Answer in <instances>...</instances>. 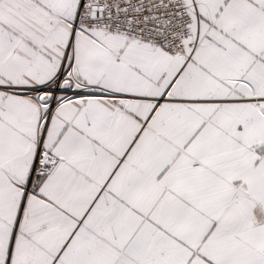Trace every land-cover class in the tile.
Listing matches in <instances>:
<instances>
[{"label": "snow or ice", "instance_id": "obj_1", "mask_svg": "<svg viewBox=\"0 0 264 264\" xmlns=\"http://www.w3.org/2000/svg\"><path fill=\"white\" fill-rule=\"evenodd\" d=\"M0 264H264V0H0Z\"/></svg>", "mask_w": 264, "mask_h": 264}]
</instances>
